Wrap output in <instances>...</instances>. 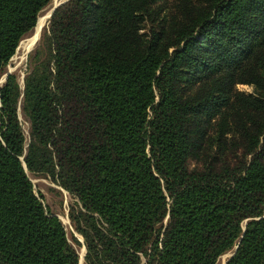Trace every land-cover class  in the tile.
Listing matches in <instances>:
<instances>
[{"label":"trees","instance_id":"16d2710c","mask_svg":"<svg viewBox=\"0 0 264 264\" xmlns=\"http://www.w3.org/2000/svg\"><path fill=\"white\" fill-rule=\"evenodd\" d=\"M49 1L0 0V72ZM46 31L0 83V264H264V0H64Z\"/></svg>","mask_w":264,"mask_h":264},{"label":"rangeland","instance_id":"374dc122","mask_svg":"<svg viewBox=\"0 0 264 264\" xmlns=\"http://www.w3.org/2000/svg\"><path fill=\"white\" fill-rule=\"evenodd\" d=\"M60 0H50L45 6H43L39 12H38V21L37 26L32 27L29 31H27L20 39L19 47H23L25 52L21 51L17 46L14 49V52L6 62V64L2 67L0 72V83L2 81L3 75L7 72H13L16 75V79L19 84H21V77L25 73V70L28 66H31L29 63L30 55L33 54L35 49H39L41 47L44 51L47 50V44H48V36L46 35V27H47V21H48V12L53 5V3L58 2ZM37 19V18H36ZM42 22L39 31L38 36L35 38L32 45L28 48L27 44L33 38V36L36 33V29L38 27V24ZM36 23V22H35ZM35 32V33H34ZM34 34V35H33ZM27 50V51H26ZM22 53H24L22 55ZM42 57V55H41ZM24 58V59H23ZM235 89L242 91L244 93H253V85L249 83H236ZM18 119L23 131V134L25 136V139L27 140L28 134V123L25 120V118L20 113V110L18 108ZM27 175L32 183L33 190L37 196L41 199L43 205L53 214L57 215L62 223L65 226L67 236L70 238V234H73L79 241H81V236L73 230V228L70 226L67 212H68V206L74 201V198L60 185L55 183L53 180H51L48 176H44L41 174L31 173L27 171ZM83 252L82 245L78 248V254L81 256ZM230 251L224 252L220 254L214 264H222L223 261L226 259ZM79 264H83V261L80 260Z\"/></svg>","mask_w":264,"mask_h":264},{"label":"water","instance_id":"95a60500","mask_svg":"<svg viewBox=\"0 0 264 264\" xmlns=\"http://www.w3.org/2000/svg\"><path fill=\"white\" fill-rule=\"evenodd\" d=\"M62 1H64V0H60V1L56 2V3H53V5L51 6V8H50V10H49L48 18H49V16H50L52 10H53V9H54L59 3H61ZM9 72H10V71H7V72L3 75L2 80L6 77L7 73H9ZM21 81H22V77H21ZM23 166H24V164H23ZM82 249H83L82 255H81V256L79 255V257H78V264H79V261L82 260V256H83V254H84V250H85V249H84V245H82ZM233 251H234V249H233L231 252H229L228 256L226 257V259L223 261L222 264H224L225 261H226V260H227V259L233 254Z\"/></svg>","mask_w":264,"mask_h":264},{"label":"bare ground","instance_id":"6f19581e","mask_svg":"<svg viewBox=\"0 0 264 264\" xmlns=\"http://www.w3.org/2000/svg\"><path fill=\"white\" fill-rule=\"evenodd\" d=\"M55 3V2H54ZM49 13V12H48ZM41 24H42V22H40L39 24H38V27H37V29H36V33H35V35L33 36V38H31V40L29 41V43L27 44V47L26 48H28V47H30L31 45H32V43L34 42V40H35V38L38 36V31H39V28H40V26H41ZM18 48L23 52H25V50H24V48L23 47H19L18 46ZM27 51V50H26ZM24 53H22V55H23ZM24 59V58H23Z\"/></svg>","mask_w":264,"mask_h":264}]
</instances>
